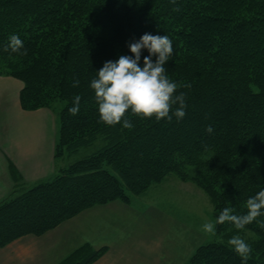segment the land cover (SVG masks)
I'll use <instances>...</instances> for the list:
<instances>
[{
	"label": "trees",
	"instance_id": "trees-1",
	"mask_svg": "<svg viewBox=\"0 0 264 264\" xmlns=\"http://www.w3.org/2000/svg\"><path fill=\"white\" fill-rule=\"evenodd\" d=\"M145 32L172 40L165 68L186 93V114L170 122L129 114L132 129L105 126L89 81L105 61L130 55L128 44ZM12 33L27 52L0 51V76L23 82L22 109L63 107L55 176L23 188L10 167L16 186L0 201V248L96 206L131 205L170 175L203 190L214 220L224 207L244 213L264 186V0H0V48ZM237 232L252 248L247 264H264V216L241 230L216 225L217 240L186 264H241L227 243ZM106 251L84 244L58 264H94Z\"/></svg>",
	"mask_w": 264,
	"mask_h": 264
},
{
	"label": "crops",
	"instance_id": "crops-1",
	"mask_svg": "<svg viewBox=\"0 0 264 264\" xmlns=\"http://www.w3.org/2000/svg\"><path fill=\"white\" fill-rule=\"evenodd\" d=\"M21 89L19 81L0 76V201L16 186L10 167L25 188L52 179L59 166L54 159L58 121L48 109L23 110ZM150 211L122 202L88 209L42 237L26 236L0 249V264H56L84 244L107 249L94 264H165L167 229L164 235L134 236ZM156 218L162 220L159 213Z\"/></svg>",
	"mask_w": 264,
	"mask_h": 264
},
{
	"label": "clouds",
	"instance_id": "clouds-1",
	"mask_svg": "<svg viewBox=\"0 0 264 264\" xmlns=\"http://www.w3.org/2000/svg\"><path fill=\"white\" fill-rule=\"evenodd\" d=\"M170 2L175 3V0ZM128 50L130 55L122 54L115 60L105 61L89 81L99 120L105 126L120 125L122 129L129 130L134 127L128 118L129 114L141 120H182L186 114V93L177 91V82L169 77L165 68L173 55L169 36L145 32L138 40L128 44ZM0 51L10 55H24L27 49L19 35L12 33ZM144 52L147 55H143L142 59ZM79 84L80 80L73 77L72 86L78 87ZM80 101L79 94L73 97L72 105L67 109L70 115L78 114ZM204 131L212 134L214 129L208 125ZM261 216H264V186L247 198L244 213L237 214L232 208L224 207L214 222L206 221L202 224V230L204 233L215 234L216 225L225 223L241 230ZM227 243L241 259V264H247L252 252L251 245L238 232Z\"/></svg>",
	"mask_w": 264,
	"mask_h": 264
},
{
	"label": "rangeland",
	"instance_id": "rangeland-1",
	"mask_svg": "<svg viewBox=\"0 0 264 264\" xmlns=\"http://www.w3.org/2000/svg\"><path fill=\"white\" fill-rule=\"evenodd\" d=\"M1 77L13 78L9 76ZM13 79L23 84L21 80H18L16 78ZM62 107L63 102H58L51 110L57 121L59 112ZM39 110L41 109L34 111ZM95 150L96 148L82 149L77 153V155H75L73 160H80L85 156L91 154ZM62 163H64V161ZM106 205H101V207ZM132 205L137 207L138 209H150L151 211L149 212V214H152L151 212H153L152 215H146V217L148 218L144 221V226L140 227L139 225H137L134 231V236H136V233L140 236L143 233H153L154 235H156L159 232L164 235V229L168 230V261L166 259L165 264H186L189 257L194 253L198 246L217 240L216 234L204 233L202 230V224L204 222H214V217L212 214L213 207L209 200V197L203 192V190H201L192 182L181 181L174 175L167 176L163 182L158 185L152 186L144 196L132 198ZM158 213L162 218L161 221L156 218L158 216ZM80 214L74 216L73 218L78 217ZM62 224H60L59 226H61ZM58 227H56L55 229H57ZM55 229H52L39 236H26L42 237L43 235ZM165 252L166 251L163 249L162 253L165 254ZM64 258H62L59 262H61ZM59 262H57L56 264H58Z\"/></svg>",
	"mask_w": 264,
	"mask_h": 264
}]
</instances>
